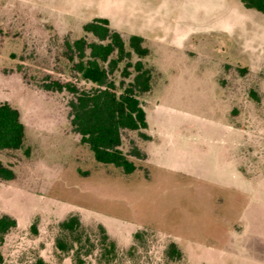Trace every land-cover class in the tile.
<instances>
[{
	"label": "rangeland",
	"instance_id": "obj_1",
	"mask_svg": "<svg viewBox=\"0 0 264 264\" xmlns=\"http://www.w3.org/2000/svg\"><path fill=\"white\" fill-rule=\"evenodd\" d=\"M166 1L179 19L184 0H0V103L25 126L21 148L0 150L14 173L0 178V215L17 222L0 243V264H76L55 244L71 214L94 246L83 243V264H264V12L239 0H190L180 47L165 46L156 26L143 58L154 84L139 97L148 125L122 132L131 173L79 142L70 92L42 88L48 78L92 86L65 45L97 40L85 22L108 17L139 33L145 12ZM125 62L111 74L118 90L134 75L132 67L122 75ZM99 224L117 245L110 261L99 258ZM171 242L178 258L167 254Z\"/></svg>",
	"mask_w": 264,
	"mask_h": 264
},
{
	"label": "trees",
	"instance_id": "obj_2",
	"mask_svg": "<svg viewBox=\"0 0 264 264\" xmlns=\"http://www.w3.org/2000/svg\"><path fill=\"white\" fill-rule=\"evenodd\" d=\"M246 8L264 12V0H240ZM83 32L92 34L97 40L88 42L84 36L65 41L70 52V61L77 58L73 64L81 79L90 82V88H80L73 81L60 82L47 79L42 84L44 90L70 92L73 97L69 100V117L72 130L79 135V142L92 151L96 161L113 164L125 173H131L135 165L121 151L123 130L140 131L147 128L146 112L139 97L149 92L154 84L153 71L145 66L143 58L149 55V49L144 44V38L132 34L123 38L120 32L109 25L106 18L94 17L82 26ZM135 54L137 60L131 62ZM126 60L122 75H130L128 69L134 70L132 80L118 90L111 78L118 64ZM123 85V82H122ZM143 138H148L141 133ZM25 143V126L18 109L8 102L0 103V150L19 149ZM132 154L141 157L142 153L136 148ZM14 177L11 169L0 163V178L10 180ZM16 220L8 214L0 215V243L10 229L16 227ZM34 229V225H31ZM60 234L55 239L60 251H73L76 264H83L82 249L84 242L91 247L93 243L86 235L84 226L75 214L69 215L58 224ZM102 246L99 258L110 261L117 256V245L107 234L102 225H98ZM138 234L135 233V237ZM91 249H88L90 252ZM167 254L178 258L180 251L174 242L168 245ZM2 255L0 253V261ZM37 264H44L38 260Z\"/></svg>",
	"mask_w": 264,
	"mask_h": 264
},
{
	"label": "crops",
	"instance_id": "obj_3",
	"mask_svg": "<svg viewBox=\"0 0 264 264\" xmlns=\"http://www.w3.org/2000/svg\"><path fill=\"white\" fill-rule=\"evenodd\" d=\"M189 1L190 0H184L183 1L182 6L180 8L181 16L178 17L179 19L173 18V12L174 11L171 8V6L168 5V3H169L168 1H166V4L163 5V7H162L163 9H161V10L159 9L158 12H156V8L153 10L152 9L148 10L147 12H145V16H144L145 18H143V28H142V30H140L139 33H135L133 31H131L130 33H124L123 31L118 30L112 24L110 18H108V17H102V18H106L109 21L110 27L117 30L118 32H120L122 36L128 35V37H129L132 34L142 36L144 38V44L148 47V49H149L151 42L156 44V28L157 27L160 28L161 33L163 34L162 36H159V37H160V41L165 46L170 45V46L180 47L184 39L178 33L179 32L178 29L181 28V26L179 25V21H180V19H182L181 18L182 16H186L188 13H190V15L192 14L191 8H190L191 3H189ZM240 3H241V1H240ZM242 6H244V5L242 4ZM201 8H202V6H200L197 9L199 10ZM248 9H251V8H248ZM151 31L154 32V36L149 34ZM145 112H146V110H145ZM146 120H147V115H146ZM147 125H148V122H147Z\"/></svg>",
	"mask_w": 264,
	"mask_h": 264
}]
</instances>
